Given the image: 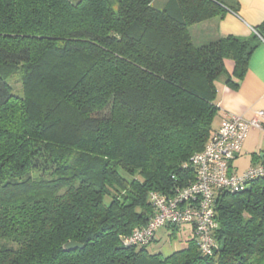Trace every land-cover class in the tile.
Wrapping results in <instances>:
<instances>
[{"label": "trees", "instance_id": "16d2710c", "mask_svg": "<svg viewBox=\"0 0 264 264\" xmlns=\"http://www.w3.org/2000/svg\"><path fill=\"white\" fill-rule=\"evenodd\" d=\"M153 1L0 0V264H264L262 178L218 194L209 255L122 242L194 179L223 61L240 78L258 41L194 44L224 0Z\"/></svg>", "mask_w": 264, "mask_h": 264}, {"label": "built area", "instance_id": "2783aa9c", "mask_svg": "<svg viewBox=\"0 0 264 264\" xmlns=\"http://www.w3.org/2000/svg\"><path fill=\"white\" fill-rule=\"evenodd\" d=\"M251 129H258L264 140L263 112L256 111L250 118L225 113L216 131L202 149L192 155L194 179L185 187L176 189L173 196L150 193L153 214L147 223L124 236V245L152 243L160 228L189 226L203 255H209L215 246L212 233L218 223L215 201L222 191L237 192L250 181L264 179V161L254 163L241 173L234 172L231 162L239 154Z\"/></svg>", "mask_w": 264, "mask_h": 264}, {"label": "crops", "instance_id": "0c3cea01", "mask_svg": "<svg viewBox=\"0 0 264 264\" xmlns=\"http://www.w3.org/2000/svg\"><path fill=\"white\" fill-rule=\"evenodd\" d=\"M226 13L215 16L190 27L195 45H203L220 37L233 35L248 39L256 36L257 45L249 55L246 70L239 78L234 73L235 63L224 59V72L215 80V103L218 112L212 122L215 131L225 113L250 118L256 111L263 112L264 119V36L256 28L264 26V0H224ZM235 84V85H233ZM247 155L243 165L238 161ZM244 155V156H245ZM264 161V140L258 129H251L244 140L239 154L231 162L234 172L241 173L254 163ZM192 236L189 226L181 228Z\"/></svg>", "mask_w": 264, "mask_h": 264}, {"label": "rangeland", "instance_id": "374dc122", "mask_svg": "<svg viewBox=\"0 0 264 264\" xmlns=\"http://www.w3.org/2000/svg\"><path fill=\"white\" fill-rule=\"evenodd\" d=\"M167 0H154L153 5L160 8ZM12 85L13 91L16 95L22 96L21 89V75L20 73H15L9 78ZM243 156L238 161L239 164L243 165L247 159V155ZM126 178L127 175L123 174ZM157 239L147 246V249L155 252L161 253L163 256H167L176 250H180L185 247L186 242L190 237V234L185 229H179L173 231L171 228H160L156 233Z\"/></svg>", "mask_w": 264, "mask_h": 264}, {"label": "water", "instance_id": "95a60500", "mask_svg": "<svg viewBox=\"0 0 264 264\" xmlns=\"http://www.w3.org/2000/svg\"><path fill=\"white\" fill-rule=\"evenodd\" d=\"M63 250L70 251L74 250L76 248H82V244L76 242V241H68L62 246Z\"/></svg>", "mask_w": 264, "mask_h": 264}]
</instances>
